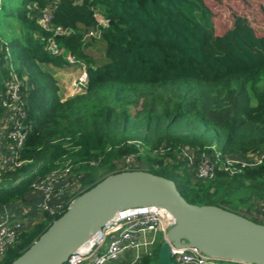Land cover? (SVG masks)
<instances>
[{
  "label": "trees",
  "instance_id": "1",
  "mask_svg": "<svg viewBox=\"0 0 264 264\" xmlns=\"http://www.w3.org/2000/svg\"><path fill=\"white\" fill-rule=\"evenodd\" d=\"M53 3L48 27L42 14ZM2 14L1 26L13 20L20 30L0 41V94L15 73L10 62L22 80L27 134L23 163L0 170V205L24 199L67 159L83 170L81 194L122 171L113 160L141 147L168 150V163L148 156V170L173 179L190 202L242 214L264 202V162L235 171L220 163L215 177L192 184L177 159L183 147L242 156L264 148V34L245 16L234 14L230 28L216 34L206 0H0ZM93 29H102L101 38L90 39L103 41L101 61L85 49ZM73 57L85 70L83 89L63 98L52 68L70 66ZM4 111L0 104V117ZM45 215L0 264H10L62 214ZM159 246L140 264H158Z\"/></svg>",
  "mask_w": 264,
  "mask_h": 264
},
{
  "label": "water",
  "instance_id": "2",
  "mask_svg": "<svg viewBox=\"0 0 264 264\" xmlns=\"http://www.w3.org/2000/svg\"><path fill=\"white\" fill-rule=\"evenodd\" d=\"M149 205L175 220L160 242L158 264H176L172 248L190 246L226 262L264 264V223L223 206L190 202L173 179L143 168L110 173L77 195L10 264H63L117 214Z\"/></svg>",
  "mask_w": 264,
  "mask_h": 264
},
{
  "label": "built area",
  "instance_id": "3",
  "mask_svg": "<svg viewBox=\"0 0 264 264\" xmlns=\"http://www.w3.org/2000/svg\"><path fill=\"white\" fill-rule=\"evenodd\" d=\"M55 4L43 10L42 20L46 26L54 19ZM100 24L107 25L108 20L100 19ZM65 30H57L64 33ZM102 29L89 30L85 39L101 38ZM58 52V48H54ZM71 62H77L75 57ZM80 86L74 85L76 93L81 92ZM6 92L0 94V101L5 107V114L10 116L11 127H7L4 139L8 143L7 153L0 154V166L11 169L18 166L20 161L19 150L23 146L26 134V111L22 83L14 73L13 78L7 81ZM214 147V146H213ZM182 154L185 163L193 169L194 179H206L216 176V170L221 163L224 168L235 171L237 165L256 167L264 162V148L245 156L236 154H222L214 148L213 153L206 150L184 147ZM134 157L123 159V170L138 169L134 165ZM81 175L75 174L74 169L65 166L56 168L47 175L38 178L32 185V190L40 194L37 208L43 213L51 215L63 214L70 202L79 195L81 189ZM174 217L166 209L155 205L137 207L120 212L109 220L103 228L85 245L71 254L63 264H111L119 258L133 254V258L126 264H140L146 255L153 254V248L159 238L164 239L167 230L174 224ZM23 220L15 222L0 221V260L3 259L11 247L18 241L25 231ZM172 258L176 264H241L214 259L202 252L198 247H173Z\"/></svg>",
  "mask_w": 264,
  "mask_h": 264
},
{
  "label": "rangeland",
  "instance_id": "4",
  "mask_svg": "<svg viewBox=\"0 0 264 264\" xmlns=\"http://www.w3.org/2000/svg\"><path fill=\"white\" fill-rule=\"evenodd\" d=\"M207 4L210 6L211 10L213 11V20H214V24H215V31L216 34H222L224 31H226L228 28H230V26L232 25L233 19H234V14H240L242 16H245L249 22L251 23V25L256 29L257 33L259 35L264 34V0H206ZM3 17V14L0 15V19ZM104 18V17H103ZM1 21V20H0ZM6 25L3 24L2 22V26L0 25V41L2 43H6L8 40H10L11 38H13L15 35H17V33L20 30V26L19 23H16L15 21H8L7 23H5ZM103 46V41L101 39L98 40H90V46L88 45L85 49L88 53H90V55L95 58V60L97 61H101L104 55V51L102 49ZM81 63L78 62H71L70 66H74V67H78L79 70L83 69L81 67ZM6 68L9 67L10 70H13V72L15 71V74L17 76V79L20 81V83H22V80L20 79L19 75L17 74L14 66L10 63L7 62L5 63ZM69 66V68L71 69V67ZM68 68V66H67ZM53 73H55L54 71H52ZM9 80V78L7 80H5V87L7 88V81ZM83 83V79L82 78H78L77 81H75V84H77V86H80L81 88V84ZM60 85H62V89L64 94L63 98H68L67 95H69V93L72 94H76V91H74V85L72 86L71 91H66L63 87H65L63 82H60ZM6 88H4V91L6 92ZM61 88V86H60ZM61 89V90H62ZM4 91H2V93H4ZM3 107V104L0 103ZM5 109V107H4ZM6 110V109H5ZM7 115L4 114L0 117V132H2L3 134L5 133V131H7ZM9 127H11V125H9ZM1 134V133H0ZM131 142H137V145L141 146V141L140 140H134ZM66 144L68 146H71L69 148H73V145H71V142H66ZM77 148H79V145H77L76 147H74L75 150H77ZM184 148V147H183ZM186 148V147H185ZM150 149V148H148ZM140 152L139 153H131V154H126L125 156L113 160V162L115 164H117V169H124L125 166H123V159L125 157H134V165L137 168H143L148 170L149 168H151L152 166L148 163L147 157L149 156L151 158V160H154L156 158H164V160H166L168 163L171 159L166 158L167 156H163L166 154V152L168 150L166 149H154V150H150L149 152L144 151L143 152V148H140ZM7 148L4 150V153H7ZM148 154V155H147ZM177 159L178 160H184V156L181 153L177 154ZM68 160V159H67ZM65 161L63 162V164L65 166L71 167V169H74V173L81 175V173H83L82 169H77V167H79V164H72L70 161ZM64 166V167H65ZM158 166V165H157ZM156 166V167H157ZM184 169L189 172L190 174V182L192 184H196L197 180L194 179L192 176V172L193 169H191L186 163L183 166ZM62 168V167H60ZM158 168V167H157ZM184 170L180 169V172L183 173ZM103 172V171H102ZM80 179V178H79ZM81 181V180H80ZM81 187L80 189H83L82 183L80 182ZM32 190V189H31ZM241 211L248 217L262 222L264 223V202L262 201H256L251 203L250 208L249 209H241ZM162 241V238H159V242ZM158 243L154 246L153 251L157 248ZM154 254H152L151 256H153ZM133 258V254H127L121 258H119L118 260H115L113 262H111V264H126L129 263Z\"/></svg>",
  "mask_w": 264,
  "mask_h": 264
},
{
  "label": "crops",
  "instance_id": "5",
  "mask_svg": "<svg viewBox=\"0 0 264 264\" xmlns=\"http://www.w3.org/2000/svg\"><path fill=\"white\" fill-rule=\"evenodd\" d=\"M71 69L67 67L65 68H52V71H54V75L58 78L59 84L60 82H63L65 87H63L66 91H71L72 86L75 84V81L78 80V78L85 79V70L81 69L76 66H70ZM61 89H62V85ZM61 93L64 94L63 89L61 90ZM65 95V94H64ZM74 94L67 95L68 97L73 96ZM7 121L6 123L9 125H12V121L10 119V116L6 114ZM0 154H4V150L8 148V143L4 139V134L0 132ZM1 171L8 170L7 167L0 166ZM40 194L34 190L28 191L24 199H17L14 201H10L8 203L0 205V221H8V222H15L17 220H23L25 223V231L32 228L36 224L43 222L46 218L45 213L41 212L37 208V200L39 198Z\"/></svg>",
  "mask_w": 264,
  "mask_h": 264
}]
</instances>
